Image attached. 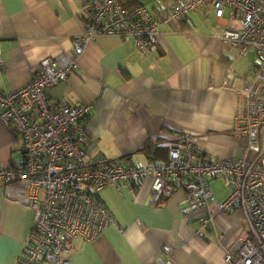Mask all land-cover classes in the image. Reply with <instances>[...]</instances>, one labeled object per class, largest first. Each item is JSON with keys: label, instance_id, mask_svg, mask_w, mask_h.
Returning a JSON list of instances; mask_svg holds the SVG:
<instances>
[{"label": "crops", "instance_id": "1", "mask_svg": "<svg viewBox=\"0 0 264 264\" xmlns=\"http://www.w3.org/2000/svg\"><path fill=\"white\" fill-rule=\"evenodd\" d=\"M83 6L84 0H0V88L26 85L46 58H76L74 38L85 32ZM209 15L197 11L164 23L158 44L147 52L131 39L100 36L80 57L79 70L49 89L54 102L92 104L89 153L147 165L166 159H150L145 146H166L168 152L187 132L210 158L243 155L246 141L234 130L239 98L223 81L230 64L250 71L254 49L236 58L235 49L212 36L216 20ZM23 157L20 135L0 118V165L18 166ZM152 182L149 175L140 184L106 187L101 198L119 227L94 240L72 238L70 264H155L158 257L176 264H226V248L248 230L243 211L216 210L215 230L203 228L185 191L154 202ZM225 187L227 195L212 188L219 201L230 194ZM27 200L16 183H0V264H17L31 242L36 215Z\"/></svg>", "mask_w": 264, "mask_h": 264}, {"label": "built area", "instance_id": "2", "mask_svg": "<svg viewBox=\"0 0 264 264\" xmlns=\"http://www.w3.org/2000/svg\"><path fill=\"white\" fill-rule=\"evenodd\" d=\"M161 14L145 0H84L85 32L74 38L76 58L62 54L46 58L26 85L0 88V118L21 137L24 157L18 166L0 165V183H16L27 193L35 212L31 242L17 264H70V240H94L117 218L104 203L106 187L140 184L153 177L152 200L159 202L177 190L186 193L189 208L198 211L203 228L214 229L216 210L243 211L245 235L225 251L226 264H264V0H165ZM216 20L213 37L243 58L254 49L257 61L249 72L233 64L223 86L239 98L234 130L245 141L239 158L213 159L184 132L169 146L166 160L147 165L92 155L86 121L92 104L70 105L49 98V89L79 70V59L100 36L131 39L135 48L150 51L159 42L162 26L182 21L193 12ZM0 48V69L4 66ZM224 179L229 196L219 201L211 181ZM155 264H176L158 257Z\"/></svg>", "mask_w": 264, "mask_h": 264}, {"label": "rangeland", "instance_id": "3", "mask_svg": "<svg viewBox=\"0 0 264 264\" xmlns=\"http://www.w3.org/2000/svg\"><path fill=\"white\" fill-rule=\"evenodd\" d=\"M148 7L154 12V7H164V1L165 0H145ZM251 58L254 60L255 62L257 61V55H256V51L252 50L251 51ZM92 155H94L95 153H90ZM213 190L214 192H216V195L220 194H224L227 195L228 193V189L225 187L227 186V183L223 180V179H217L213 182Z\"/></svg>", "mask_w": 264, "mask_h": 264}, {"label": "trees", "instance_id": "4", "mask_svg": "<svg viewBox=\"0 0 264 264\" xmlns=\"http://www.w3.org/2000/svg\"><path fill=\"white\" fill-rule=\"evenodd\" d=\"M154 11L160 15L161 14V11L158 7H154ZM143 150L146 151V154L147 156L150 158V159H153V160H158L160 159H167V156H168V152H167V148L166 146H162V147H157V146H153V145H149V146H145L143 148ZM163 150L162 154H161V151ZM167 155V156H166ZM161 156V157H160ZM153 162H156V161H153ZM165 197H168V196H165Z\"/></svg>", "mask_w": 264, "mask_h": 264}]
</instances>
